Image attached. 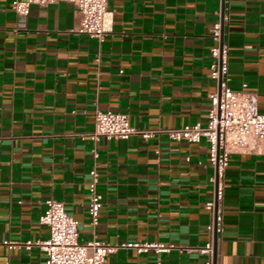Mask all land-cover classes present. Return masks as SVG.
<instances>
[{"label":"crops","instance_id":"crops-1","mask_svg":"<svg viewBox=\"0 0 264 264\" xmlns=\"http://www.w3.org/2000/svg\"><path fill=\"white\" fill-rule=\"evenodd\" d=\"M0 0V264H46L44 200H63L84 241H161L156 253L118 247L101 264H206L195 249L209 239L213 196L209 143L159 131L204 121L209 93L210 26L221 0H108L112 30L101 43L76 30L73 2L32 4L18 14ZM229 84L253 91L264 112V0H224ZM127 112L138 131L94 141L95 109ZM96 148L102 194L88 215ZM215 264H264V139L233 151L224 174Z\"/></svg>","mask_w":264,"mask_h":264},{"label":"built area","instance_id":"built-area-1","mask_svg":"<svg viewBox=\"0 0 264 264\" xmlns=\"http://www.w3.org/2000/svg\"><path fill=\"white\" fill-rule=\"evenodd\" d=\"M54 1L57 0H12L11 7L18 14H28L32 4L45 5ZM68 1L74 3L79 15V25L76 30L95 37L99 43L103 42L112 30L113 23V13L109 8L108 0ZM224 19L225 13L220 7L210 26V34L215 41L210 47V77L216 81V88L209 93L210 105L207 118L204 121H195L178 127L141 131L145 137L165 131L173 139L199 141L201 137H205L209 143L208 162L213 168L210 176L213 196L204 203V207L211 212V218L206 225L209 239L203 245L195 247L196 250L207 255L206 264H213L214 231L218 233L222 228L224 174L229 155L233 151L257 149L264 139V112L257 108L256 94L245 88L246 83H242L239 88H233L229 84V52L222 35ZM94 117V128L88 133L94 141L100 136L125 138L138 131L130 124L129 115L124 111L97 108ZM92 153L94 162L89 169L87 182L88 215L90 222L95 224L102 205V194L97 188L98 152L95 147ZM44 202L45 207L39 220L48 226V236L25 240L5 239L4 242L9 248L30 249L32 245H37L46 254V264H101L108 254L118 247L131 246L137 252L153 250L156 253L176 247L172 242L161 241L110 242L97 238L81 241L78 237L79 222L66 211L63 200L49 196ZM154 264H162L159 256Z\"/></svg>","mask_w":264,"mask_h":264},{"label":"water","instance_id":"water-1","mask_svg":"<svg viewBox=\"0 0 264 264\" xmlns=\"http://www.w3.org/2000/svg\"><path fill=\"white\" fill-rule=\"evenodd\" d=\"M221 11L224 12V0H221ZM222 33H223V24H222ZM217 237H218V233L216 231H214L213 264H215V262H216Z\"/></svg>","mask_w":264,"mask_h":264}]
</instances>
